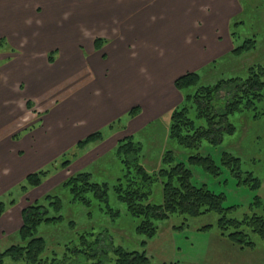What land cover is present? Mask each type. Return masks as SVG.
Wrapping results in <instances>:
<instances>
[{"label": "crops", "instance_id": "0c3cea01", "mask_svg": "<svg viewBox=\"0 0 264 264\" xmlns=\"http://www.w3.org/2000/svg\"><path fill=\"white\" fill-rule=\"evenodd\" d=\"M256 1L0 0V198L46 168L63 182L115 146L101 130L155 118L176 78L231 52L233 23ZM97 131L103 140L75 148ZM10 204L0 241L21 226L23 207Z\"/></svg>", "mask_w": 264, "mask_h": 264}, {"label": "rangeland", "instance_id": "374dc122", "mask_svg": "<svg viewBox=\"0 0 264 264\" xmlns=\"http://www.w3.org/2000/svg\"><path fill=\"white\" fill-rule=\"evenodd\" d=\"M236 20L237 24L232 26L234 32L232 48L250 38L255 39V46L239 56L230 52L216 59L218 64L211 69H206L203 74L204 84L211 85L219 79L231 76L245 77L251 67H257V65L264 67V0L248 3ZM176 92L177 96L172 103L162 104L156 108V111L160 110L156 117L153 116L155 118L147 120L139 129L129 132L126 129L128 119L125 121L123 119L121 121L124 125L117 123L112 131L101 130L107 138L113 137L116 140L115 146L105 154L97 156V160L95 159L96 161L82 172H90L93 182L108 183L107 206L111 210L106 203L92 199L91 195H89L92 200L90 205L80 202L70 203L71 196L61 191L59 182L62 179L63 169L57 165L67 158L71 160L74 150L71 151V156L66 155L57 159L55 167L58 170L52 167L43 169L50 172L48 171V178L43 179L40 185L27 187L26 191H22L20 187L26 183L19 184L11 190L9 195L0 198L5 204L11 205L10 203L16 202L15 205L19 204L23 210L35 201L42 202L46 193H62L61 210L55 212L53 208H50L48 216L60 214L63 219L40 226V235L46 239V250L42 256L44 264H51L53 259L62 261L64 256L70 257L65 264L94 263L96 258L89 255L92 254L90 250L86 253L88 258L72 259L73 250L86 252L88 248L79 240V235H85L86 240L90 242L101 238L103 241L101 240L100 244L105 250L121 246L128 251H144L150 258L151 264H264V241L256 233L245 228L253 246L241 248L232 243L221 235L217 227L219 214L213 211L196 217L173 214L168 220L158 222L155 236L146 241L143 246L142 241L145 240V236L136 232L137 220L127 213L125 204L116 196L113 186L117 183L116 179L123 173L121 159L115 153L116 147L121 139L131 136L132 141L140 144L141 160H139L147 172L156 175L160 168L167 166L162 162V158L168 150H171L174 156L172 163L183 162L189 167L192 172L191 182L195 186L204 185L216 194L222 193L224 208L234 206L232 210L226 211L228 217L241 220L245 215L261 211V208L251 203L257 195L264 205V116L255 118L252 112L232 115L231 121L236 126L233 134L225 135L220 144L211 145L203 142L199 150L190 152L168 138L169 116L175 108L185 103L183 93L179 90ZM221 96L224 97V93ZM167 109H169L168 113L160 116V113H164ZM139 111L138 108L136 114ZM223 152L239 158L237 169L222 162ZM196 153L202 156L210 155L217 170L211 172L200 164L191 163L189 156ZM51 176L55 178L49 179ZM247 179L250 182H244ZM254 180L259 181L258 188H252ZM32 191H34L32 195H29ZM149 201L157 204L162 202L160 179L152 185ZM21 218L22 226V211ZM90 232L94 236H89ZM17 241V233L7 236L0 241V252ZM106 258L107 261L103 264H115L116 257L113 251H110ZM4 263L25 264L23 260L14 262L10 258H4Z\"/></svg>", "mask_w": 264, "mask_h": 264}, {"label": "trees", "instance_id": "16d2710c", "mask_svg": "<svg viewBox=\"0 0 264 264\" xmlns=\"http://www.w3.org/2000/svg\"><path fill=\"white\" fill-rule=\"evenodd\" d=\"M235 24L236 21L233 25ZM232 34L234 35V32ZM94 43L98 46L99 41L95 40ZM254 46L255 39L250 38L241 45L234 46L231 53L239 56ZM49 59L52 60V57ZM217 64L218 60L201 71L187 72L176 78L174 82L176 89L183 93L185 103L175 108L169 116L168 138L190 152L199 150L203 142L217 145L223 141L225 135L233 134L236 126L231 121L232 115L252 112L255 118L264 116V67L261 65L251 67L245 77L231 76L219 79L211 85L204 84L202 77L206 69H211ZM222 93L224 97L221 96ZM137 111L138 107L132 108L129 116H135ZM102 138V132H94L78 141L75 148H82ZM115 153L121 159L123 173L116 179L117 183L113 186V190L118 199L125 204L127 213L137 220L135 230L145 236V240L142 241L143 246L155 236L158 222L168 220L171 215L196 217L212 211L219 214L217 227L221 235L232 243L241 248L253 246L245 228L256 233L264 241V205L259 196L255 195V200L251 204L261 208V211L245 215L241 220L230 218L226 215V211L232 210L234 206L224 208L222 193L216 194L204 185L195 186L191 182L190 168L183 162L172 163L174 156L171 150H168L162 158V162L167 166L157 171L158 176L147 172L141 164L140 144L132 141L131 136L119 141ZM189 161L200 164L211 172L217 170L210 155L192 154L189 156ZM222 162L237 169L239 158L223 152ZM69 163L70 160L65 159L62 165L66 167ZM47 174V170L28 174L26 184L20 187L21 190L26 191L27 187L40 185ZM157 179H160L162 184V202L158 204L149 201L151 187ZM244 182L250 181L247 179ZM60 186L63 193L71 196L70 203L80 202L90 205L92 200L89 195H91L92 199L104 202L107 206L109 185L106 182L91 181L90 172H76L61 182ZM259 186V181L254 180L252 188ZM61 194L46 193L42 202L35 201L22 210L23 224L16 232L18 241L0 252V264H5L4 258H10L14 262L23 260L25 264H44L42 256L46 250V239L40 235V226L63 219L60 214L48 216L50 208L55 212L61 210L63 203ZM108 208L111 210L110 207ZM4 209L5 204L0 202V213ZM88 235L94 236L92 232ZM79 240L88 247L87 251L73 250L72 259L88 258L86 253L90 250L92 254L89 255L96 258L91 264H103L107 261L108 253L113 251L116 257L115 264H151L150 258L144 251H128L121 246L105 250L100 244L101 238L90 242L86 240L85 235H79ZM69 259L68 256H64L62 261L53 259L51 264H65Z\"/></svg>", "mask_w": 264, "mask_h": 264}]
</instances>
